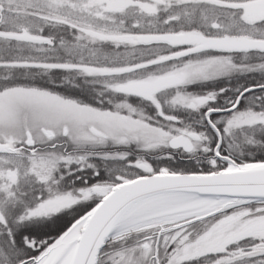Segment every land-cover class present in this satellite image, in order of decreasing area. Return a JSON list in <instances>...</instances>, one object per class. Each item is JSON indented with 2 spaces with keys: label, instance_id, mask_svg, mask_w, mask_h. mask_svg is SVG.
<instances>
[{
  "label": "snow or ice",
  "instance_id": "1",
  "mask_svg": "<svg viewBox=\"0 0 264 264\" xmlns=\"http://www.w3.org/2000/svg\"><path fill=\"white\" fill-rule=\"evenodd\" d=\"M0 264H264V0H0Z\"/></svg>",
  "mask_w": 264,
  "mask_h": 264
}]
</instances>
